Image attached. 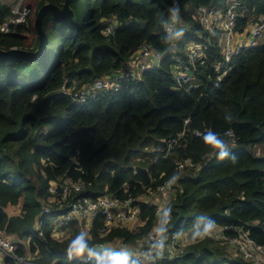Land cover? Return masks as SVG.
<instances>
[{
	"label": "trees",
	"instance_id": "1",
	"mask_svg": "<svg viewBox=\"0 0 264 264\" xmlns=\"http://www.w3.org/2000/svg\"><path fill=\"white\" fill-rule=\"evenodd\" d=\"M63 1L41 0L34 12L46 2L61 7ZM220 1L69 0L72 19H56L51 11L43 18L46 57L48 47L55 46L48 62L46 57L32 63L0 62V233L24 240L31 251L36 244L43 258L68 264L77 259L62 250L81 253L83 247L88 254L94 244L115 238L134 243L158 221L164 237L174 231H200L212 220L230 227L229 236L236 235L233 228H241L264 245V155L254 148L264 143V43L242 52L216 83L214 65L222 58L219 31L203 32L195 22L190 28L192 16L184 11L185 5L194 10ZM80 4L86 8L81 21ZM9 12L0 2V24ZM170 12H182L190 23L175 39L163 29ZM238 13L235 28L243 30L264 15V0H242ZM112 18L118 26L102 34ZM190 41L203 46L195 61V88L173 76L174 57H184ZM142 44L163 57L140 80L83 104L60 93L66 79L76 78L81 85L126 68ZM37 46L30 16L11 32H0V48ZM228 129L235 133L233 144L223 135ZM182 131L167 150V141ZM209 135L225 142V151L237 158L235 164L218 159L212 138L205 139ZM66 177L89 183L83 195L108 192L121 199L149 195L166 185L168 201L160 204V214L154 202H137L141 224L135 229L112 228L101 237L102 219L97 217L86 236L73 226L75 240L56 242L48 234L42 241L35 226L47 187ZM18 203L19 214L8 215L6 207ZM25 247L18 246L16 252ZM226 248V243L206 237L188 244L181 257L158 264H254Z\"/></svg>",
	"mask_w": 264,
	"mask_h": 264
},
{
	"label": "built area",
	"instance_id": "2",
	"mask_svg": "<svg viewBox=\"0 0 264 264\" xmlns=\"http://www.w3.org/2000/svg\"><path fill=\"white\" fill-rule=\"evenodd\" d=\"M9 14L0 24V32H11L14 25L23 23L34 12L25 0H9ZM4 3L3 1H1ZM13 4L11 5V3ZM242 0H225L211 7L199 6L195 9L192 16V23H198L203 32L213 33L219 31V47L221 50V60L214 65L216 73V83H218L224 74L231 68L233 61L246 49L259 46L264 38V15H259L257 20L250 24L247 29L236 30V23L239 16L238 9ZM186 24H190L187 22ZM182 32H187V27ZM115 18L106 20L105 26L101 29L104 35L111 34L117 27ZM176 22L167 17L163 22V29L169 36L176 33ZM203 46L194 41L188 42L184 46V57L176 58L173 66V76L177 83H192V87L198 85L194 83L195 61L202 54ZM163 54L149 45L142 44L131 56L130 63L125 68H121L112 74L94 79L90 83L78 85L76 78L66 79L60 93L69 96L74 103L83 104L94 98L102 92H114L121 87L127 86L132 81L141 79L143 71L157 67ZM188 119L184 120V124ZM183 131L176 137L167 141V150L173 148L178 139L182 137ZM227 143L233 144L236 141L235 133L228 129L223 133ZM264 155V147H263ZM82 180H71L63 178L60 181L50 182L47 187V199L42 203L39 217L35 226L38 238L42 241L49 237L62 242L73 238L72 227H78L82 235L86 236L92 228V223L97 217H101L102 225L99 229L100 236L104 237L112 228L127 227L135 229L136 226L129 227L138 219L139 207L136 204L140 198H146L144 194L138 198H118L113 193L107 195L92 196L83 195L84 190L89 186ZM161 192L164 198H168V187L159 185L154 192ZM78 196V197H77ZM157 205V214L161 212V206ZM164 206V204H162ZM139 223L141 220L139 219ZM230 227L216 226L210 235L205 236L216 241L226 243L227 252L232 256L237 255L254 264H264V245L256 244L246 231L241 228H233L236 235L229 236L226 230ZM202 231V230H200ZM199 232L189 229L187 232L174 231L169 236L164 237L161 229L152 231L139 241V244L125 243L119 238L96 243L100 249L92 250L89 247L85 254L78 252H68L62 250L61 253L67 257L77 259V263L71 264H108V261L115 258L117 254L125 255L128 261L139 264H158L161 260H173L181 257L185 247L193 242L204 238L197 237L193 239L194 234ZM75 240V239H74ZM24 240L16 241L13 238L0 233V252L2 261L0 264H68L65 261L55 258L50 261L43 260L39 255V248L36 244L35 249L31 251L25 247ZM25 247L24 253L16 252L18 246ZM163 245V250H161ZM104 246L106 247L104 249ZM235 246V247H234ZM253 248L256 252L250 250ZM28 250L31 252L29 253ZM5 258L10 263L5 261Z\"/></svg>",
	"mask_w": 264,
	"mask_h": 264
},
{
	"label": "water",
	"instance_id": "3",
	"mask_svg": "<svg viewBox=\"0 0 264 264\" xmlns=\"http://www.w3.org/2000/svg\"><path fill=\"white\" fill-rule=\"evenodd\" d=\"M51 11L53 16L56 19L61 20H70L73 18L74 14L72 9L69 6V0H64L62 6H57L52 3H44L42 4L36 11L33 27L35 30V34L38 39V46L35 50H27L18 47H11L8 49L0 48V62H39L45 59L47 54V35L43 31L42 21L45 15ZM106 247L104 246V249ZM100 249L99 244H94L92 246V250Z\"/></svg>",
	"mask_w": 264,
	"mask_h": 264
},
{
	"label": "rangeland",
	"instance_id": "4",
	"mask_svg": "<svg viewBox=\"0 0 264 264\" xmlns=\"http://www.w3.org/2000/svg\"><path fill=\"white\" fill-rule=\"evenodd\" d=\"M0 1H3L4 2V4H6V5H9V3H10V1L9 0H0ZM41 0H25V3L27 4V5H30L31 7H32V9L33 10H36V8H37V6H38V3L40 2ZM14 2H16V0H14ZM13 4V2L11 3V5ZM86 15V8H85V6H83L82 4H80L79 5V8H78V13H77V19L79 20V21H81V20H83V18H84V16ZM30 17L34 20V17H35V12H33L31 15H30ZM261 42L262 43H264V38L261 40ZM261 43V44H262ZM54 43H52L49 47H48V55H47V57H46V59L44 60L45 62H48V60L51 58V55L53 54V50H54V45H53ZM220 47H221V50L223 49V45L222 44H220ZM47 64V63H46ZM41 76H42V72H41ZM153 150V149H152ZM171 190V192H174V189H170ZM86 191H88V188H86L85 190H84V192H86ZM108 194V192H103V193H100V194H97V196H100V195H107ZM164 196H165V194H164ZM164 196L162 195V193L161 192H156V193H154V194H149L146 198H140V201L141 202H154V198L155 197H157L159 200L157 201V203L160 205V204H162V199L164 198ZM45 199H47V197L45 198ZM164 199H168V198H164ZM163 199V200H164ZM168 201V200H167ZM166 201V202H167ZM20 208H21V203H18V204H16V205H12V206H8L7 208H6V210L8 211V212H11V210H14V213L16 214V213H18V212H20ZM131 225H133V226H136V227H138L139 226V224L136 222V221H134ZM136 245H138L139 244V241H135L134 242ZM235 247V246H234ZM250 250H252V251H254V252H256L253 248H250ZM56 257H45V258H42L43 260H45V261H50V260H53V259H55ZM0 261H2V253L0 252Z\"/></svg>",
	"mask_w": 264,
	"mask_h": 264
},
{
	"label": "clouds",
	"instance_id": "5",
	"mask_svg": "<svg viewBox=\"0 0 264 264\" xmlns=\"http://www.w3.org/2000/svg\"><path fill=\"white\" fill-rule=\"evenodd\" d=\"M209 137L212 138L215 148L220 153L218 159H230V162L233 164L237 162V158L234 155H230L229 151H225L224 141L219 140L214 135H209L208 137H205V139H208ZM214 228L215 222L211 220L207 225L204 226L202 231L194 234L193 239L195 240L197 237L202 239L205 236L210 235ZM161 250H163V245H161ZM79 251L82 253L84 251V248L82 247ZM108 264H128V258L125 255L117 254L115 258L108 261Z\"/></svg>",
	"mask_w": 264,
	"mask_h": 264
},
{
	"label": "crops",
	"instance_id": "6",
	"mask_svg": "<svg viewBox=\"0 0 264 264\" xmlns=\"http://www.w3.org/2000/svg\"><path fill=\"white\" fill-rule=\"evenodd\" d=\"M223 1H225V0H221L220 2H223ZM1 2V1H0ZM2 3V2H1ZM2 4H4V3H2ZM185 10H188V12L190 13L189 15L190 16H193L194 14H195V9L193 10V7H191L190 8V5H185V7H184V11ZM181 13L182 12H170L169 14H168V17H170V18H172L175 22H176V24H177V28H176V33L174 34V36H173V38L175 39L176 37H177V35H178V33L179 32H181V31H183V30H185V27L188 25V24H186L188 21L186 20V19H182V17H181ZM257 20V19H256ZM255 20V21H256ZM255 21H253V22H255ZM253 22H251L250 24H252ZM249 24V25H250ZM190 25V24H189ZM249 25H247L245 28L247 29V27L249 26ZM262 43V42H261ZM172 51L173 52H175L176 50H175V48H173L172 49ZM176 58H181V55H177V56H175ZM263 147H264V143L263 144H260V145H255L254 146V148L256 149V151H257V154H260V155H263ZM164 199V198H163ZM162 199V204H165L166 203V201L168 200V199H164L163 200ZM159 199L157 198V197H155L154 198V204L156 205V204H158L157 203V201H158ZM159 205V204H158ZM10 206V205H9ZM8 207V206H7ZM6 207V208H7ZM5 211H6V213L8 214V215H18L19 214V212L18 213H14V210H11V212H8L6 209H5ZM136 222L140 225L141 223H139V218L138 219H136ZM129 227H133V225H129ZM154 230H156V231H160V229H161V224L159 223V221L156 223V225L154 226V228H153ZM138 241H141V240H138ZM25 252V248H23V251L21 252V253H24ZM39 255H40V257L41 258H43L42 257V255L40 254V251H39Z\"/></svg>",
	"mask_w": 264,
	"mask_h": 264
}]
</instances>
